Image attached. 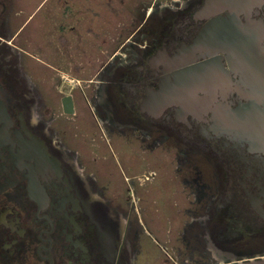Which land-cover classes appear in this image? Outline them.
I'll use <instances>...</instances> for the list:
<instances>
[{
	"label": "flooded vegetation",
	"instance_id": "1",
	"mask_svg": "<svg viewBox=\"0 0 264 264\" xmlns=\"http://www.w3.org/2000/svg\"><path fill=\"white\" fill-rule=\"evenodd\" d=\"M69 6L32 54L0 25V264H264V0L146 9L109 60Z\"/></svg>",
	"mask_w": 264,
	"mask_h": 264
},
{
	"label": "rangeland",
	"instance_id": "2",
	"mask_svg": "<svg viewBox=\"0 0 264 264\" xmlns=\"http://www.w3.org/2000/svg\"><path fill=\"white\" fill-rule=\"evenodd\" d=\"M171 0H0V25H3L5 21L6 31L9 38H5L7 41L12 42L13 45L23 47L29 53H35L37 50L35 42L39 41V34L41 29V41L51 45L53 43L48 37L44 38L43 32L47 36H51L49 31L53 29V22H45L43 16L47 15V20L53 19V11L61 10L70 7L73 2L77 7H89L90 11H96V13L103 14L99 17V21L95 19L94 23H91V27L97 28L101 25L105 29L106 44V58L109 60L111 53L115 46L113 42L120 37L121 41L127 42L131 39L134 30L140 27L144 23L145 10L158 8L163 4H168ZM35 13V15H33ZM33 15L32 22L25 29V36L22 34L20 37H16L18 31L23 25V22ZM104 16V17H103ZM92 17H90L91 19ZM43 27H39V25ZM91 22V21H90ZM95 24V25H94ZM54 35V33H51ZM24 42V43H23ZM110 42V44L108 43ZM51 47V46H50ZM45 50H49V47ZM16 54H13L12 59L16 63L18 49H15ZM93 48H90V52ZM122 51H125L124 47ZM61 52L65 53V49L61 48ZM63 57L65 55H62ZM46 60V57H45ZM49 61V60H47ZM33 62L31 61V64ZM33 65V64H32ZM66 80V79H65ZM65 80H63L65 82ZM65 85V84H64Z\"/></svg>",
	"mask_w": 264,
	"mask_h": 264
},
{
	"label": "clouds",
	"instance_id": "3",
	"mask_svg": "<svg viewBox=\"0 0 264 264\" xmlns=\"http://www.w3.org/2000/svg\"><path fill=\"white\" fill-rule=\"evenodd\" d=\"M35 113V106L33 107V114ZM31 122L35 125L38 123V121L35 119V116L33 115V118L31 120Z\"/></svg>",
	"mask_w": 264,
	"mask_h": 264
},
{
	"label": "water",
	"instance_id": "4",
	"mask_svg": "<svg viewBox=\"0 0 264 264\" xmlns=\"http://www.w3.org/2000/svg\"><path fill=\"white\" fill-rule=\"evenodd\" d=\"M219 1H222L223 5H225L227 0H219Z\"/></svg>",
	"mask_w": 264,
	"mask_h": 264
}]
</instances>
